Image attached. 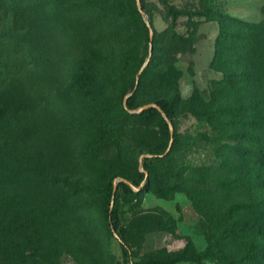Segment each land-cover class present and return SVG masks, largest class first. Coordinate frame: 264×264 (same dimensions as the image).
I'll use <instances>...</instances> for the list:
<instances>
[{
  "label": "rangeland",
  "instance_id": "374dc122",
  "mask_svg": "<svg viewBox=\"0 0 264 264\" xmlns=\"http://www.w3.org/2000/svg\"><path fill=\"white\" fill-rule=\"evenodd\" d=\"M246 34L248 78L236 59ZM255 77L264 78V0H0V264H264ZM159 98L171 119L138 114ZM162 117L181 142L171 159ZM221 121L232 125L223 132ZM214 140H226L225 157L238 151L233 164L250 157L240 197H212L223 161ZM142 160L151 179L124 191L118 181L137 177ZM208 239L216 247L204 253Z\"/></svg>",
  "mask_w": 264,
  "mask_h": 264
},
{
  "label": "trees",
  "instance_id": "16d2710c",
  "mask_svg": "<svg viewBox=\"0 0 264 264\" xmlns=\"http://www.w3.org/2000/svg\"><path fill=\"white\" fill-rule=\"evenodd\" d=\"M231 22L230 23H235V18H231L230 20ZM242 22V21H241ZM240 24V23H239ZM243 26L246 25V23H241ZM227 37H231L229 34H226V38ZM147 38H148V35H147ZM236 42H238V38L236 40ZM236 44V43H235ZM253 44L251 45V41H250V38H249V34H246L245 37L242 39V51L239 55H237L236 59H238L237 61L238 62H241V65L244 64V68L246 67H249L248 70H246L244 72V77L245 78H248L250 76V72L252 70V66H254V61H253V55L251 57V53H250V48H252ZM217 49V48H216ZM231 49H235V46H232ZM248 49H249V52H248ZM253 49V48H252ZM219 50L220 48L218 47V50L217 52L219 53ZM235 54V53H233ZM231 55V56H234V55ZM256 81L259 82V87H258V91L260 90V93H259V97H260V101H258V103L260 105H264V78H259V77H255ZM137 80V79H136ZM136 80H131V82L129 83L130 84V87L132 88L133 86L135 87V82ZM138 84H139V81L137 80V86L136 88L134 89V87L132 88V92L136 91L137 87H138ZM131 92V93H132ZM125 95L124 93L121 95V99L123 98L124 99ZM130 99H131V95L129 96H126L125 97V104H126V109H129L132 107L131 103H130ZM247 99L250 100V97H248ZM120 103H122L120 101ZM155 106H149V107H146L144 109H141L138 114L140 116H147V115H150V114H153V113H163V115L166 117V118H170L173 116V113H174V110H173V106L164 98H159V99H156L154 102ZM219 114L217 117L215 118H218L222 115L223 113V110L220 109V108H216V110ZM262 111V110H261ZM263 113V111H262ZM161 122L163 124V127H164V132L166 134L167 137H169L170 135V132L168 130V126L166 124V121L165 119L162 117L161 118ZM232 125V123L228 122V121H221L219 123H217V126L221 128V131H225V130H228L229 127ZM176 125L175 123H173V133H172V137H173V140H172V144H171V147L170 149L167 151L166 153V156H164L163 158H169L170 159L173 157V155L175 154V151L177 148H179L181 146V142H180V139L177 137V134H176ZM243 136V134H233L231 135V138L233 140V142H241V137ZM215 139V138H214ZM226 140H228L226 138ZM226 140H224L222 144H218L216 142V140H214L212 143L217 144V151H216V154L218 152V155L220 158H223V161H219L218 165L215 166V168H217L216 171H218L221 175H219L220 177V182L216 185L217 188H216V192H214L212 194V197L213 198H216L218 196H221L223 193H221L220 190H224V191H229V192H225L226 195H229L230 193H236L238 194V196L240 197L241 195V192H240V189L242 190H250V184L251 182H253V179L251 178V169L250 167H248V158H250L248 155L244 156V157H241L239 159L236 160V163L233 164V156H236V154H238V151H235L233 153L232 156L230 157H225V153H226V150H224L225 148V142ZM260 144H264V141L260 142ZM156 150H153L151 149L150 152H154ZM241 159V160H240ZM263 159L264 157L260 155L259 159L256 161L255 164H261L262 163V166L264 167V162H263ZM142 166L144 167L143 171H138L137 172V177H134V178H131V179H127V181H118V185H121L122 188L124 189V191L126 192H131L132 189L130 188V184L134 185V186H139V183L141 180H145V183L148 184L149 180L151 179L150 177V167H149V163L145 162L144 160H142ZM144 170L147 171V174L145 175L144 173ZM194 173L197 172V171H193ZM199 172V171H198ZM204 173H208L209 175H211L213 173V171L211 169H205ZM227 174H230V178L229 179H224L223 176L227 175ZM255 179L257 180V183L258 184H261L260 186V189L262 188V190H264V184L263 181H264V171H259V172H256V176H255ZM197 182H199L198 179H196ZM113 186L114 184L112 183V181H110L106 187V194H105V198L108 202V206H107V221L108 222H111V219L113 217V200L114 197H115V191H116V185H115V190L113 192ZM259 185L257 186V189ZM259 189V190H260ZM264 191H262L261 194H264L263 193ZM189 195V193H188ZM111 200H112V204H111ZM239 207H240V203L237 204ZM237 205L233 206V207H229V208H226V210H224L222 213H218L219 215H221V218L223 219L225 216L226 217H229L231 215H234L236 213H231L233 210L237 209ZM212 222V221H211ZM249 222L244 220V221H241V224L239 222V225H238V229L239 230H249ZM261 231H262V234H263V230L264 228L261 227L260 228ZM119 241H120V244H121V247H122V253H123V256L128 259L129 257H131V248L129 246V243L126 239H123L122 237H119L118 238ZM214 245L212 247V250L215 246V243H210L209 242V239H208V246L206 247V249L204 250V253L209 251L211 249V245ZM135 264V263H134ZM137 264V263H136ZM138 264H140L138 262Z\"/></svg>",
  "mask_w": 264,
  "mask_h": 264
},
{
  "label": "water",
  "instance_id": "95a60500",
  "mask_svg": "<svg viewBox=\"0 0 264 264\" xmlns=\"http://www.w3.org/2000/svg\"><path fill=\"white\" fill-rule=\"evenodd\" d=\"M149 49L151 50V43L149 44ZM144 66V65H143ZM142 66V67H143ZM136 86H137V80H136V82H135V87H134V89L136 88ZM127 96V95H126ZM125 96V97H126ZM125 97H124V99H125ZM149 106H154V104H152V103H148V104H144V105H142L141 107H140V109L139 110H141V109H144V108H146V107H149ZM169 132H170V140L172 139V128L171 127H169ZM140 164H141V161H140ZM144 173H145V175L147 174V171L146 170H144ZM114 190H115V184H114V186H113V192H114ZM111 204H112V200H111Z\"/></svg>",
  "mask_w": 264,
  "mask_h": 264
}]
</instances>
